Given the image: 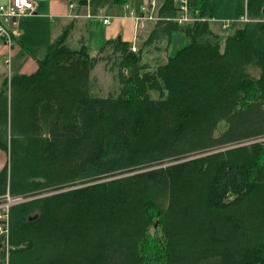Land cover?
I'll list each match as a JSON object with an SVG mask.
<instances>
[{
  "label": "trees",
  "instance_id": "trees-1",
  "mask_svg": "<svg viewBox=\"0 0 264 264\" xmlns=\"http://www.w3.org/2000/svg\"><path fill=\"white\" fill-rule=\"evenodd\" d=\"M178 5L136 51L115 39L94 55L65 32L35 72L5 78L0 198L26 201L0 264H264V0L227 35L212 0H187L184 24ZM178 33L188 43L168 53ZM152 45L166 53L153 63Z\"/></svg>",
  "mask_w": 264,
  "mask_h": 264
},
{
  "label": "crops",
  "instance_id": "crops-1",
  "mask_svg": "<svg viewBox=\"0 0 264 264\" xmlns=\"http://www.w3.org/2000/svg\"><path fill=\"white\" fill-rule=\"evenodd\" d=\"M11 1L0 0V5ZM33 1L35 12L20 20L10 65L7 63V47L0 40V90L5 78L9 81L15 73L35 72L38 61L45 56L49 45L65 32H69L67 42L78 44L79 47L83 42L90 47L92 43L105 45L106 42L115 39L132 45L138 41L144 42L153 31L156 20L137 23L135 17L142 15L141 8L150 6L152 1H155L156 5L154 8L150 7V11L156 16L158 8L165 2V0ZM174 1L178 4L179 0ZM212 9L213 18L209 22L232 20L247 11V0H212ZM104 19H108L110 23H104ZM95 48L97 47H90L94 49L93 51L97 50ZM171 50L170 46L168 53ZM7 161L8 155L0 149V170Z\"/></svg>",
  "mask_w": 264,
  "mask_h": 264
},
{
  "label": "built area",
  "instance_id": "built-area-1",
  "mask_svg": "<svg viewBox=\"0 0 264 264\" xmlns=\"http://www.w3.org/2000/svg\"><path fill=\"white\" fill-rule=\"evenodd\" d=\"M181 15L175 18L179 24H184L189 19L187 0L178 1ZM155 1H152L150 6H144L141 8L142 15L136 16V22L143 23L146 20H157L158 18L151 13V8L155 7ZM35 12V3L33 0H12L8 4L0 5V40L7 47V63L10 65L13 58V48L16 43V32L20 24V20L23 17L32 15ZM133 14V13H132ZM251 21L247 11L239 16V22L247 23ZM104 23L109 24L108 19H104ZM229 24L223 23V28L226 29ZM132 51H136L135 44L132 45ZM257 141L264 142V138H260ZM23 198H13L9 194L0 198V242L3 241L8 249V237H9V212L10 208L18 203L24 202ZM3 264V263H2ZM6 264V263H5Z\"/></svg>",
  "mask_w": 264,
  "mask_h": 264
},
{
  "label": "rangeland",
  "instance_id": "rangeland-1",
  "mask_svg": "<svg viewBox=\"0 0 264 264\" xmlns=\"http://www.w3.org/2000/svg\"><path fill=\"white\" fill-rule=\"evenodd\" d=\"M189 19H190V21L193 20L190 15H189ZM223 23H225L227 25L229 24V26L226 29H224ZM242 24H243L242 22H239V17H235L232 20H223L220 23L219 22L218 23L209 22L210 28L215 33H219L222 35L231 34L236 28H238ZM180 38H182V39H180ZM166 41L167 40L163 39V40H161V42L158 45L164 49V47L167 44ZM142 43H143L142 41L141 42L138 41V43L135 44L136 49H138ZM187 43H188V40L185 39V35L183 33L176 34L175 39H173V43L171 44L172 50L170 51V53H175V51L178 48H180L183 45H186ZM70 45L74 46V47H79L78 44H74L72 42L70 43ZM102 46H103V44L98 45V44L92 43L90 47H97V48H95V49H97L96 51H93L94 49H91L92 53L95 55V52H97ZM154 48H155V45H152L150 47V49H147L144 51V60L145 61L153 63L154 60L156 59V57L159 56V58H163L164 56H166L165 52L156 51V50H154ZM43 58H41V59H43ZM93 79L95 82L96 89H98V91L102 94H107L117 87L116 86L117 82H116V80L113 79L112 73L109 71V67L106 66L105 62H100L97 64V66L95 67V69L93 71ZM13 198H20V197H13ZM25 201H26V199H25Z\"/></svg>",
  "mask_w": 264,
  "mask_h": 264
},
{
  "label": "bare ground",
  "instance_id": "bare-ground-1",
  "mask_svg": "<svg viewBox=\"0 0 264 264\" xmlns=\"http://www.w3.org/2000/svg\"><path fill=\"white\" fill-rule=\"evenodd\" d=\"M189 10V9H188ZM107 65V64H106Z\"/></svg>",
  "mask_w": 264,
  "mask_h": 264
},
{
  "label": "water",
  "instance_id": "water-1",
  "mask_svg": "<svg viewBox=\"0 0 264 264\" xmlns=\"http://www.w3.org/2000/svg\"><path fill=\"white\" fill-rule=\"evenodd\" d=\"M119 39V38H118Z\"/></svg>",
  "mask_w": 264,
  "mask_h": 264
}]
</instances>
